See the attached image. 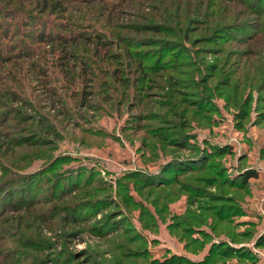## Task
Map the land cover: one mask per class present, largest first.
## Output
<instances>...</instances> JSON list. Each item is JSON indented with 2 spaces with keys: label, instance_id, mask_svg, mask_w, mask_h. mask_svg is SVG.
I'll return each mask as SVG.
<instances>
[{
  "label": "rangeland",
  "instance_id": "rangeland-1",
  "mask_svg": "<svg viewBox=\"0 0 264 264\" xmlns=\"http://www.w3.org/2000/svg\"><path fill=\"white\" fill-rule=\"evenodd\" d=\"M0 58V264H264V0H0ZM224 148L209 253L168 176Z\"/></svg>",
  "mask_w": 264,
  "mask_h": 264
},
{
  "label": "trees",
  "instance_id": "trees-1",
  "mask_svg": "<svg viewBox=\"0 0 264 264\" xmlns=\"http://www.w3.org/2000/svg\"><path fill=\"white\" fill-rule=\"evenodd\" d=\"M52 6H54L53 8L56 7L55 5H52ZM45 7H46V2H45ZM64 57H67V56L65 55ZM0 59H2V58H0ZM62 66L66 70V72L68 73L69 70L67 69L65 62L62 63ZM146 69H147V67L145 65L139 64L138 72L140 73V75H142L141 80H143V81H145V76H146L145 70ZM175 90H180V89L178 87H176ZM243 102H244V100H240L239 104H242ZM184 108L185 107L183 106L182 110ZM239 113H242V112L240 111ZM184 136H186V133ZM211 150H213V149H211ZM211 152H213V153H211ZM224 152H225V148L224 149H217V150L214 149V151H210L208 153L205 152V154L208 157H209V155H215L217 157L218 156L221 157ZM209 153H211V154H209ZM199 159H200V157H199ZM208 160H211L210 157H209V159L201 160L196 165H188L189 167L185 166L184 168H181V169L173 172V174L171 176H168V177H171L174 180H178V179H176V177L175 178H173V177L176 175L178 177V175L186 174L187 171L193 172V173L195 172L196 175H193V176H197V177H194V179L202 178V181L205 183V185H211L214 182L218 181V183H221V187H220L221 189L220 190H223V191H220L219 193L208 192L207 194L209 196H215V198L210 199V201H213V202L207 201L205 204L200 205L199 213L198 212L195 213V210H192L191 208L186 207L183 210V213H181L180 215L179 214L173 215L170 218L178 219L179 222L181 224H183L182 229L184 231H188V229H190L191 227L197 228L199 226L198 229L201 230L200 234L202 235V237L200 236L199 239H193V240L189 241V243H192L194 245L196 242H198V243L200 242L199 245L201 247H206V248L208 247L209 248V246H210L209 253H214V251H215V253H218V252L223 251V249L227 243L224 241V242H219L217 245H215L213 243L209 245L208 244L209 240H207V238L210 239V237H212V236L222 235L223 232L218 230L217 226L223 222H229L230 221L229 215L231 216V214H233L235 211H237L238 203H236V201L240 200L239 195L244 194L247 191L249 179L256 177L257 173L253 169H247L244 172H242L239 176L235 177L234 179L229 180V179L225 178L222 174V170H221L222 166H221L220 158L216 159L217 161H213L214 159L211 161H208ZM164 166L166 167V164H164L162 166L163 169H164ZM146 177H148L147 181H149L153 178V175H148ZM179 180L183 181L180 178H179ZM176 182L178 183V186H180V183L178 181H176ZM225 186H234L235 187V191H234L235 195H233V197H231L232 199L227 200V197H229V196L225 195V190H226V188H224ZM187 191L189 192V195L192 194L193 196H198V195H200L201 192H203V190L200 188L199 185L193 186L192 184L189 188H187ZM220 196L226 197V199L223 198V200H221L222 197H220ZM218 201H220V202H218ZM207 215H209V216H207ZM206 217H209V218L206 219ZM202 223H208L209 228L212 232V233H210V235H208L206 230L201 227L200 224H202ZM228 233L229 232H226L225 234H228ZM232 233L233 234H231V235H224V236H227L230 239L235 240V238H237L236 234L233 232V230H232ZM182 260H185L188 264H192V262L185 257ZM200 262L201 261H196L193 263L194 264H202Z\"/></svg>",
  "mask_w": 264,
  "mask_h": 264
},
{
  "label": "built area",
  "instance_id": "built-area-1",
  "mask_svg": "<svg viewBox=\"0 0 264 264\" xmlns=\"http://www.w3.org/2000/svg\"><path fill=\"white\" fill-rule=\"evenodd\" d=\"M255 203L259 209H262L264 207V183L262 184V186H261V188L257 194Z\"/></svg>",
  "mask_w": 264,
  "mask_h": 264
}]
</instances>
